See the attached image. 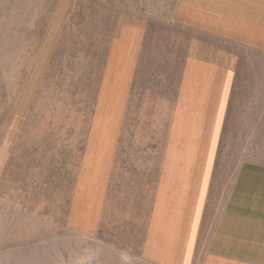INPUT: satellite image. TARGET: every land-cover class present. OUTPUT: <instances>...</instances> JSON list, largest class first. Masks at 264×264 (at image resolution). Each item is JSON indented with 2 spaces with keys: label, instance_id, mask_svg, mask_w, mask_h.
<instances>
[{
  "label": "rangeland",
  "instance_id": "rangeland-1",
  "mask_svg": "<svg viewBox=\"0 0 264 264\" xmlns=\"http://www.w3.org/2000/svg\"><path fill=\"white\" fill-rule=\"evenodd\" d=\"M0 264H264V0H0Z\"/></svg>",
  "mask_w": 264,
  "mask_h": 264
},
{
  "label": "crops",
  "instance_id": "crops-1",
  "mask_svg": "<svg viewBox=\"0 0 264 264\" xmlns=\"http://www.w3.org/2000/svg\"><path fill=\"white\" fill-rule=\"evenodd\" d=\"M225 2V1H224ZM225 10H226V5L224 4ZM220 8H222V6L220 5Z\"/></svg>",
  "mask_w": 264,
  "mask_h": 264
}]
</instances>
